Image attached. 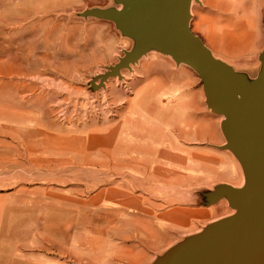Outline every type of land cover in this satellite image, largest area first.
I'll use <instances>...</instances> for the list:
<instances>
[{
    "label": "rangeland",
    "instance_id": "374dc122",
    "mask_svg": "<svg viewBox=\"0 0 264 264\" xmlns=\"http://www.w3.org/2000/svg\"><path fill=\"white\" fill-rule=\"evenodd\" d=\"M118 7L0 0V264H153L233 213L209 195L242 168L193 70L151 51L99 84L133 41L87 12ZM190 27L257 76L264 0H193Z\"/></svg>",
    "mask_w": 264,
    "mask_h": 264
},
{
    "label": "water",
    "instance_id": "95a60500",
    "mask_svg": "<svg viewBox=\"0 0 264 264\" xmlns=\"http://www.w3.org/2000/svg\"><path fill=\"white\" fill-rule=\"evenodd\" d=\"M119 7L92 9L87 15L113 22L133 41L99 84L121 77L149 52L186 65L200 80L205 105L223 117L221 132L239 162L244 183L219 185L212 202L225 199L233 213L168 250L153 264H264V48L260 70L250 80L215 58L190 27L193 0H113ZM198 2V0H194Z\"/></svg>",
    "mask_w": 264,
    "mask_h": 264
},
{
    "label": "crops",
    "instance_id": "0c3cea01",
    "mask_svg": "<svg viewBox=\"0 0 264 264\" xmlns=\"http://www.w3.org/2000/svg\"><path fill=\"white\" fill-rule=\"evenodd\" d=\"M227 38L230 39V38H234V37H233L232 35H229V37H227ZM235 38H237V36H235ZM238 38H239V37H238ZM238 38H237V39H238Z\"/></svg>",
    "mask_w": 264,
    "mask_h": 264
}]
</instances>
